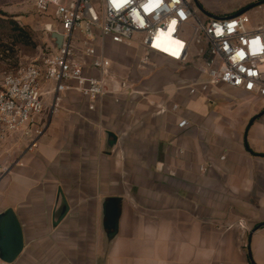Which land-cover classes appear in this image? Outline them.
<instances>
[{
  "label": "crops",
  "instance_id": "1",
  "mask_svg": "<svg viewBox=\"0 0 264 264\" xmlns=\"http://www.w3.org/2000/svg\"><path fill=\"white\" fill-rule=\"evenodd\" d=\"M196 2L218 16L264 9V0L222 12ZM103 47L136 91L107 94L94 110L74 90L56 110L43 95L36 147L14 132L0 152V215L12 209L23 238L7 264H264V99L156 53L138 66L145 51L132 41Z\"/></svg>",
  "mask_w": 264,
  "mask_h": 264
},
{
  "label": "built area",
  "instance_id": "2",
  "mask_svg": "<svg viewBox=\"0 0 264 264\" xmlns=\"http://www.w3.org/2000/svg\"><path fill=\"white\" fill-rule=\"evenodd\" d=\"M94 1L99 3L100 13ZM30 2L37 14L49 19L43 25L45 31L57 32L62 39L60 46L50 48L41 62L5 73L0 79V152L14 132L28 139L25 150L36 147L44 131V125L37 122L44 107L43 95L51 96L50 108L56 110L60 94L74 90L86 100L87 109L94 110L107 94L118 101L120 93L136 91L126 79L110 71L104 39L127 43L134 34H142L145 53L138 66L147 62L150 53L180 64L194 57L197 70L208 81L264 99V23L254 24L245 12L211 18L194 0ZM197 9L206 18H201ZM186 32H190L189 38ZM89 70H96L97 75ZM41 82H51L52 86L43 91ZM185 124L183 119L178 126ZM7 170L8 166L0 161V178ZM0 264L7 263L0 259Z\"/></svg>",
  "mask_w": 264,
  "mask_h": 264
},
{
  "label": "rangeland",
  "instance_id": "3",
  "mask_svg": "<svg viewBox=\"0 0 264 264\" xmlns=\"http://www.w3.org/2000/svg\"><path fill=\"white\" fill-rule=\"evenodd\" d=\"M237 0H203L206 8L213 12H222L226 8H230ZM95 10L100 13V5L98 2H93ZM193 6H195L192 3ZM198 15L201 18H206L198 9ZM0 12L4 17H12L19 25L25 27L30 35L26 44L12 45L11 40L3 37L0 41V79L5 73H14L18 69L31 64L39 63L46 56L50 50V41L48 39V32L45 31L43 25L49 19L37 14L32 7L30 0H0ZM234 13L238 10L233 11ZM245 13L250 18L251 22H259L264 18V9H249ZM232 13H227V15ZM218 16V15H216ZM190 32L185 33V37L189 38ZM142 34H134L132 42L139 47H142ZM3 43V44H1ZM8 44V46H7ZM2 45H6L4 47ZM194 45L191 50L194 52ZM197 60L191 57L188 63L196 64ZM47 109L45 110V112Z\"/></svg>",
  "mask_w": 264,
  "mask_h": 264
},
{
  "label": "water",
  "instance_id": "4",
  "mask_svg": "<svg viewBox=\"0 0 264 264\" xmlns=\"http://www.w3.org/2000/svg\"><path fill=\"white\" fill-rule=\"evenodd\" d=\"M196 5L202 11L204 15L211 18H217L219 16L213 15L203 9L194 0ZM247 9H242L237 13L245 12ZM48 39L53 47H59L61 43V35L57 32H49ZM108 137L113 135L111 133L106 134ZM113 141H107L108 145H112ZM103 227L109 231L108 238L114 236V230L116 229V220L118 215V206L115 199H107L103 207ZM23 246L22 231L16 214L12 209H7L0 215V259L6 263H11L19 255Z\"/></svg>",
  "mask_w": 264,
  "mask_h": 264
},
{
  "label": "trees",
  "instance_id": "5",
  "mask_svg": "<svg viewBox=\"0 0 264 264\" xmlns=\"http://www.w3.org/2000/svg\"><path fill=\"white\" fill-rule=\"evenodd\" d=\"M3 15L0 12V41L6 37L11 40L12 45L26 44L30 37L27 29L19 25L12 17H4ZM2 46L7 47L8 44Z\"/></svg>",
  "mask_w": 264,
  "mask_h": 264
}]
</instances>
